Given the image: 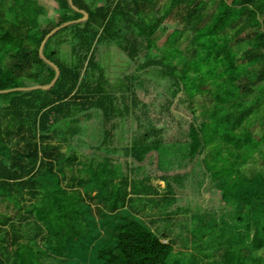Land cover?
Instances as JSON below:
<instances>
[{
  "label": "trees",
  "instance_id": "16d2710c",
  "mask_svg": "<svg viewBox=\"0 0 264 264\" xmlns=\"http://www.w3.org/2000/svg\"><path fill=\"white\" fill-rule=\"evenodd\" d=\"M53 2L51 15L34 0H0V90L50 84L42 39L89 15L46 39L43 55L60 69L51 89L0 94V264H184L176 189L189 173L208 180L206 204L219 195L211 264H264V0H73L79 11ZM164 24L174 28L159 45ZM101 46L132 71L111 79ZM151 74L164 81L156 114L137 94ZM174 103L190 117L178 137L167 134L179 123ZM96 111L95 147L110 156L79 161L65 146L80 133L91 143ZM121 121L124 157L112 154Z\"/></svg>",
  "mask_w": 264,
  "mask_h": 264
},
{
  "label": "rangeland",
  "instance_id": "374dc122",
  "mask_svg": "<svg viewBox=\"0 0 264 264\" xmlns=\"http://www.w3.org/2000/svg\"><path fill=\"white\" fill-rule=\"evenodd\" d=\"M164 26H168L169 31L165 33L159 31V45L165 44L168 34L172 32L174 28L172 24H164ZM98 59L106 70V74L115 81H117L124 72L125 74H129L132 71L130 61L114 47L108 48L106 46H101ZM146 79H148V81ZM161 79L162 78L157 75L151 74L145 77V82L143 84L145 89L143 90L141 87L137 88L138 97L144 102L151 104V110H153L155 114L158 113V109H160L161 105L165 102L164 86L162 85L164 81ZM176 104H172L171 110L176 114V119L179 120V123L177 121H170V126L167 130V134L170 137H178L180 129L188 125L186 118H190L189 114L184 112V110L176 109ZM162 124V122L159 123V125ZM255 156L257 157V155ZM173 162H175V158L172 163ZM256 166L264 171V160H262V158L258 160L257 158ZM203 181L204 178L202 176L189 173L186 181H184L183 187L176 189L179 190L177 194L179 195L178 203H181L178 217L181 219L180 228H182L178 232L182 237L175 247V252H181L184 258V264H211L215 258L214 255L217 253L216 255L218 256V248L214 246L215 243L213 244L211 241L214 234H212L210 231L211 229H209L212 225V221H209V219L214 217L216 208L220 207L221 204L218 200L219 195L217 196L216 194L215 197L211 196L215 192L214 189L211 195L208 194L209 197L214 199H211L210 204H206L204 201V190L206 187H209V182L208 180ZM222 205L224 208L225 205ZM193 216L196 218L191 219ZM198 219H202L204 223H199ZM192 229L194 230L191 231ZM188 234L189 237L192 234L195 236L194 241L192 240L193 236L188 238Z\"/></svg>",
  "mask_w": 264,
  "mask_h": 264
},
{
  "label": "crops",
  "instance_id": "0c3cea01",
  "mask_svg": "<svg viewBox=\"0 0 264 264\" xmlns=\"http://www.w3.org/2000/svg\"><path fill=\"white\" fill-rule=\"evenodd\" d=\"M36 1L39 5H42L44 6L46 9H49L50 11V14H54L53 13V10H52V7H54V2L53 0H34ZM102 120L100 118V114L98 111L94 112L93 114V117L91 119L90 122H87V124L91 125L92 126V130H91V136L90 137H86L85 140L87 141H91V139H93L91 141V143L89 142H86L84 145L85 146H82L83 143L81 141V133L79 134V136H75V139L72 140L68 145L65 146V151L66 152H70L72 150H74V152L76 153V155L79 156V161H82V157H83V154H90V153H94V152H97L99 156L101 157H105V155L107 156L108 154H110V151L107 147L101 149V150H98L96 149L95 145H96V140H99V138H103L102 136V131L103 129L100 128V124H101ZM81 123L82 125L84 124V121L81 120ZM91 123V124H90ZM121 124H122V127H119L116 131V139H118L120 142V144L117 145V148L112 152V154L115 155H121L124 157L125 155V145L128 143V141L130 140V129L129 128H126L125 127V123L121 121ZM121 146H123L121 148ZM110 156V155H108ZM129 161V160H127ZM126 158H123V161H122V175L125 176L126 174L129 176L130 178V171H129V165L126 167ZM147 162V161H146ZM77 165H78V160H77ZM80 163V162H79ZM157 163V161H156ZM146 164V163H145ZM108 173H110L111 171V167L108 169ZM103 174V171L101 172ZM115 172L111 171V174L114 175ZM142 176H145L143 173L141 174ZM158 175H162V173H158ZM121 177V176H119ZM145 185L148 184V182H146V180H144L143 182ZM150 185H155L157 186V189L159 191V193H165V191L167 190L165 188L166 186V183L164 181H161V180H158L156 178H152L150 179ZM206 199L207 200H210V197L208 196V194H206ZM138 204V203H136ZM150 219H156L155 217H150ZM177 219V218H176ZM147 221V219H145Z\"/></svg>",
  "mask_w": 264,
  "mask_h": 264
},
{
  "label": "water",
  "instance_id": "95a60500",
  "mask_svg": "<svg viewBox=\"0 0 264 264\" xmlns=\"http://www.w3.org/2000/svg\"><path fill=\"white\" fill-rule=\"evenodd\" d=\"M69 2H70L71 6L74 10L79 11V9L73 5V0H69ZM80 12L83 14V17L81 19L76 20V21H70L67 23H62L61 25L55 27L48 34H46L44 36V38L42 39V41L40 43L39 50H38L39 58L54 68L55 73H56L54 80L48 85H36V86H32V87H18V88H13V89L0 90V94H8V93L17 92V91L26 92V91H32V90H37V89L38 90H49L54 86V84L56 83L57 79L60 76V69L58 68L57 65H55L53 62H51L50 60H48L44 57V55H43L44 43H45L46 39H48L52 34H54L60 28L66 26V25L69 26L73 23L84 22L89 18V15L87 12H85V11H80ZM0 158H1V156H0Z\"/></svg>",
  "mask_w": 264,
  "mask_h": 264
}]
</instances>
